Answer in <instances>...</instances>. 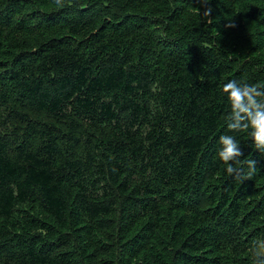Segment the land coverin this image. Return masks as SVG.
Returning <instances> with one entry per match:
<instances>
[{
  "label": "trees",
  "instance_id": "1",
  "mask_svg": "<svg viewBox=\"0 0 264 264\" xmlns=\"http://www.w3.org/2000/svg\"><path fill=\"white\" fill-rule=\"evenodd\" d=\"M229 80L264 86V0H0V264H264Z\"/></svg>",
  "mask_w": 264,
  "mask_h": 264
},
{
  "label": "clouds",
  "instance_id": "2",
  "mask_svg": "<svg viewBox=\"0 0 264 264\" xmlns=\"http://www.w3.org/2000/svg\"><path fill=\"white\" fill-rule=\"evenodd\" d=\"M210 14L211 8H208L205 15ZM262 87L264 86L259 84H238L236 80H229L223 85L222 91L227 94L231 104L229 130L246 132L251 128L252 131L248 134L254 139L255 147L264 153V99L257 100V97H264V91L260 90ZM219 143L222 147L218 156L227 165V173L232 175L237 169L230 162L239 164L238 158L243 156V152L232 135H221ZM247 163L254 171L256 161L251 160ZM250 177L251 172L243 178Z\"/></svg>",
  "mask_w": 264,
  "mask_h": 264
}]
</instances>
